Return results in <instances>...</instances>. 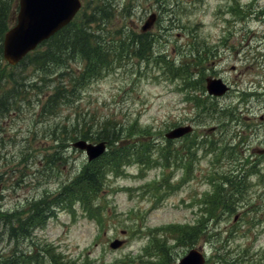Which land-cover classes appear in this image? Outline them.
I'll return each mask as SVG.
<instances>
[{
  "label": "rangeland",
  "instance_id": "374dc122",
  "mask_svg": "<svg viewBox=\"0 0 264 264\" xmlns=\"http://www.w3.org/2000/svg\"><path fill=\"white\" fill-rule=\"evenodd\" d=\"M132 4L130 15L115 10L106 21L110 46L126 36L125 23L137 34L160 9L149 29V56L113 49L106 65L85 79H78L81 57L70 58L65 71L60 65L37 69L32 59L16 67L2 61L0 175L7 174L0 178V212L9 214L0 217V264H173L190 247L201 248L206 264H264V159L251 152L264 149V0ZM14 13L16 3L8 12L12 19ZM200 57L232 89L208 114L189 108L183 77H190V63ZM60 84L67 97L50 107L48 98ZM15 86L19 95L11 106L5 93ZM225 108L231 118L223 115ZM83 121L115 124L129 139L118 151L107 148L101 161L112 169L86 203L58 201L63 184L87 163L82 151L69 146L72 122ZM187 121L199 136L220 125L216 140L203 144H213L220 159L200 147L199 136L165 138ZM56 127L67 130L57 135L67 161L50 155ZM256 162L259 173L250 168ZM42 196L50 212L31 229L22 220ZM187 231L196 235L194 243L187 242ZM114 238L123 242L111 248Z\"/></svg>",
  "mask_w": 264,
  "mask_h": 264
},
{
  "label": "trees",
  "instance_id": "16d2710c",
  "mask_svg": "<svg viewBox=\"0 0 264 264\" xmlns=\"http://www.w3.org/2000/svg\"><path fill=\"white\" fill-rule=\"evenodd\" d=\"M111 1L112 0H85V8L81 11L79 20L72 21L67 26L56 32L42 44V46H44L43 50L39 49L38 52L33 54V58L28 55L25 60L29 61L31 58L34 66H36L37 69L43 70L48 67L61 64L68 57L71 58L73 56H80L85 60V63L78 78L81 79L85 77V75L91 74L93 72V66L97 67L99 62L103 63L105 56L101 46V39L96 37L92 25L97 24V26H99L101 22H105L108 17L111 16ZM13 3L14 0H0V71H2L1 64L3 63V59L1 57V41L3 33L8 27L10 21L9 15H7L8 10L12 7ZM91 8V12L86 13V10ZM117 44H119V47L125 51L124 55L129 52L128 50H132L131 53L134 52L136 55L145 57L152 46V36L149 34L130 33V35H127L123 41ZM22 62H20V64ZM183 77L187 79V74H183ZM65 92L66 90L64 85H56L53 93L48 98L47 105H50L51 107L62 97H67L65 96ZM11 93H5L10 102H12L14 98V93L12 91ZM5 104L6 102H3V105ZM2 109L5 108L1 107V110ZM77 125H74V129H76ZM91 127L92 126H83L84 129L80 128L82 130L80 131L79 129L78 132L82 137H87L88 139H94L95 137L96 139L111 141V143L116 141L117 144L121 141L118 134V128L114 125L108 128L106 125L100 124L95 135L94 131L88 134L87 128L90 131ZM116 150H118V148ZM50 155L53 156L52 153ZM105 168L106 166L102 163V161L98 165H95V163H88L79 171V173L70 181L68 185L64 186L61 195L68 197L70 194H76L80 199L79 196L81 194L83 195V200H85L89 197V195L95 193L99 189L102 177L105 173ZM2 175H0V178ZM69 186H71V188L68 191ZM84 203L86 202L84 201ZM42 204L43 200L41 199L31 205L34 210L32 215L37 218L41 217V214L37 211L40 212V208H45ZM4 215L6 216L7 214ZM12 230L13 228H11V231ZM183 237H185V235ZM193 241H196V235L189 234V231H187V242L194 243Z\"/></svg>",
  "mask_w": 264,
  "mask_h": 264
},
{
  "label": "water",
  "instance_id": "95a60500",
  "mask_svg": "<svg viewBox=\"0 0 264 264\" xmlns=\"http://www.w3.org/2000/svg\"><path fill=\"white\" fill-rule=\"evenodd\" d=\"M80 6L79 0H19L16 23L3 35L2 56L10 64H16L29 50L41 41L50 37L59 28L64 26L74 16ZM154 15H150L142 29L152 24ZM208 91L220 94L225 86L219 80H212L207 85ZM187 126L173 128L166 133L168 137H178L187 132ZM74 145L84 148L89 158L100 154L104 143H87L78 140ZM119 241L110 243L112 247L118 246ZM204 256L196 248H191L177 264H203Z\"/></svg>",
  "mask_w": 264,
  "mask_h": 264
},
{
  "label": "flooded vegetation",
  "instance_id": "af4514ba",
  "mask_svg": "<svg viewBox=\"0 0 264 264\" xmlns=\"http://www.w3.org/2000/svg\"><path fill=\"white\" fill-rule=\"evenodd\" d=\"M204 72H205V74L203 75V85H204V88H205V78L206 77H215V78H217V77H220L226 84H228V86H230V84L227 82V80H225L224 78H223V76H221V75H219V73H218V71L217 70H215V69H208V68H205V70H204ZM229 89H230V87H229ZM228 91H230V90H228ZM204 95H206V93H204ZM210 97V99H212V98H214V99H221L223 96H221V97H215V96H209ZM260 118H262V116H260ZM263 151V150H262Z\"/></svg>",
  "mask_w": 264,
  "mask_h": 264
}]
</instances>
